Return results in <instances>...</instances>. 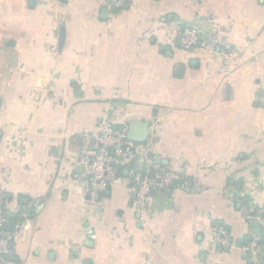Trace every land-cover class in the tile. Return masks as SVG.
Returning a JSON list of instances; mask_svg holds the SVG:
<instances>
[{
	"label": "crops",
	"instance_id": "crops-1",
	"mask_svg": "<svg viewBox=\"0 0 264 264\" xmlns=\"http://www.w3.org/2000/svg\"><path fill=\"white\" fill-rule=\"evenodd\" d=\"M110 2L0 0V195L17 209L6 261L249 264L264 229V0ZM187 29L208 47L183 50ZM130 123L184 183L141 207L123 171L93 206L87 137Z\"/></svg>",
	"mask_w": 264,
	"mask_h": 264
},
{
	"label": "built area",
	"instance_id": "built-area-1",
	"mask_svg": "<svg viewBox=\"0 0 264 264\" xmlns=\"http://www.w3.org/2000/svg\"><path fill=\"white\" fill-rule=\"evenodd\" d=\"M125 3L126 0H111L108 6L111 9H120ZM178 43L186 51L208 47L207 40L192 29L179 32ZM233 61L231 56L222 58V69L226 75L230 73ZM92 140L95 141V146L90 149L88 146ZM80 160L90 180V186L84 193L93 206H97L99 194L116 183L123 171L131 172L134 201L141 207L150 203L157 192L166 193L184 183L183 174L164 170L155 162L148 144L130 140L127 128H107L100 134L88 136ZM14 212H17V209L10 208L9 203L0 195V264H10L5 259L9 253V233L5 227L9 222V214ZM256 214L257 211L252 209L244 216L251 220ZM258 214H264V206ZM262 222L264 223V219ZM213 237L218 245H229L231 241L224 226L214 227ZM263 240L264 229L261 234L252 237L251 243L245 249L249 264H263Z\"/></svg>",
	"mask_w": 264,
	"mask_h": 264
},
{
	"label": "water",
	"instance_id": "water-1",
	"mask_svg": "<svg viewBox=\"0 0 264 264\" xmlns=\"http://www.w3.org/2000/svg\"><path fill=\"white\" fill-rule=\"evenodd\" d=\"M141 129V130H139ZM139 130V131H137ZM127 135L128 138L132 141L135 142H139V143H143L147 140V136H148V127L146 125H142L139 123H130L129 125V129L127 130ZM125 173L127 174V171H125ZM6 231L8 233H12L13 232V225H7L5 227ZM257 233V232H256ZM9 241H12V236L8 237ZM12 245H10V249ZM264 264V261H263Z\"/></svg>",
	"mask_w": 264,
	"mask_h": 264
},
{
	"label": "trees",
	"instance_id": "trees-1",
	"mask_svg": "<svg viewBox=\"0 0 264 264\" xmlns=\"http://www.w3.org/2000/svg\"><path fill=\"white\" fill-rule=\"evenodd\" d=\"M263 242H264V240H263Z\"/></svg>",
	"mask_w": 264,
	"mask_h": 264
}]
</instances>
